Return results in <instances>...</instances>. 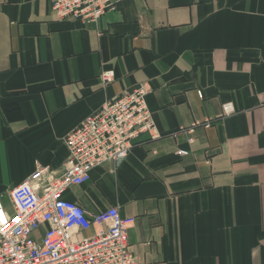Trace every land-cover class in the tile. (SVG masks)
I'll use <instances>...</instances> for the list:
<instances>
[{
    "label": "crops",
    "instance_id": "crops-1",
    "mask_svg": "<svg viewBox=\"0 0 264 264\" xmlns=\"http://www.w3.org/2000/svg\"><path fill=\"white\" fill-rule=\"evenodd\" d=\"M143 83L159 136L65 197L135 218L141 261L264 264V0H123L96 23L57 18L51 0H0L4 203L39 166L60 172L68 134Z\"/></svg>",
    "mask_w": 264,
    "mask_h": 264
},
{
    "label": "built area",
    "instance_id": "built-area-1",
    "mask_svg": "<svg viewBox=\"0 0 264 264\" xmlns=\"http://www.w3.org/2000/svg\"><path fill=\"white\" fill-rule=\"evenodd\" d=\"M122 1L51 0L57 18L86 23L98 22ZM101 77L109 83L115 73L105 70ZM148 91L147 83L140 84L87 116L66 137L69 157L62 170L39 166L10 190L11 208L0 196V264H154L131 251L129 229L135 218L122 216L117 205L92 214L65 197L69 188L87 182L95 167L122 164L141 136H159ZM223 108L226 115L234 112L231 102Z\"/></svg>",
    "mask_w": 264,
    "mask_h": 264
},
{
    "label": "snow or ice",
    "instance_id": "snow-or-ice-1",
    "mask_svg": "<svg viewBox=\"0 0 264 264\" xmlns=\"http://www.w3.org/2000/svg\"><path fill=\"white\" fill-rule=\"evenodd\" d=\"M0 217H2V213H0Z\"/></svg>",
    "mask_w": 264,
    "mask_h": 264
},
{
    "label": "rangeland",
    "instance_id": "rangeland-1",
    "mask_svg": "<svg viewBox=\"0 0 264 264\" xmlns=\"http://www.w3.org/2000/svg\"><path fill=\"white\" fill-rule=\"evenodd\" d=\"M5 201H7V200H5Z\"/></svg>",
    "mask_w": 264,
    "mask_h": 264
}]
</instances>
